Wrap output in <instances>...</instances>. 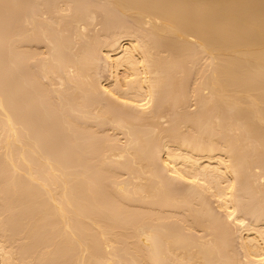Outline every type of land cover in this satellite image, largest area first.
<instances>
[{"label":"bare ground","instance_id":"1","mask_svg":"<svg viewBox=\"0 0 264 264\" xmlns=\"http://www.w3.org/2000/svg\"><path fill=\"white\" fill-rule=\"evenodd\" d=\"M19 1L21 2V0ZM41 1L45 3V5H49V9L48 7H46L47 11H45L46 9H44V12L42 11L43 12L42 14H44L46 18L43 19L44 21L41 20L43 21V23H41L42 26L41 28L43 31L42 30L39 31V32L42 31L43 33L44 31H46V33L44 34L42 32L40 33V35L43 34L45 36L46 41L44 40L45 42L44 47L45 46L47 47L50 44L49 47L51 49L48 50H51V54L48 53V55L50 56L49 58L48 55L46 57L49 59L48 64L46 65L42 64L44 66H42V68L40 67L41 69L40 77L36 76L37 77L36 78L34 77V74L33 76H31V74L29 75L28 73L27 75L24 72L25 70H27L26 65L24 64L26 61L32 59L33 55H31V53H28L29 55L28 56L26 54L27 52L26 50H25L26 52L24 50H23L24 52L20 51L21 53L19 55V58L17 57L18 61L16 63L17 67H19L18 87H17L19 91L17 105L19 103V106L18 107L15 106L16 108L14 107L15 111L14 110L12 111L11 110L12 108L10 109L8 107L9 103H7V101L9 98L8 99L6 98L7 99L6 101L5 96H2V94H0V152L3 154V157L1 158H3V160L5 161L4 163H7L8 167L11 168L10 170H12L11 172L15 177L23 176V178L28 179L29 181L28 185L37 183L35 185H37L41 189V190L39 189L40 191H43L42 193H44V195L42 194V197L43 198L45 197L44 203L46 208L44 206V210L41 209L42 211L41 212L40 210H38V207L37 208L34 207L36 206L35 199L33 200L34 202L33 205H32L33 202L31 201L29 202L30 205H28L29 203L25 204V202L29 201L30 199L29 197H31L30 196L31 194L30 191H27V193L29 192V194L26 193L25 196L23 197L26 190L24 193L22 192L23 195L20 194L21 188L19 187H21L22 183L20 184L18 182H15L16 180L15 179V180H11V182H9L8 185L6 186L7 189H12L14 192V195H12V199L13 196L14 198H18L17 200L15 199L14 201H12L11 207H14L16 205L15 208L16 207L19 208L20 206L21 209V210L19 209L20 214L21 212L26 211L25 218L26 217L27 219L29 218L28 221L30 224L27 225L29 227L25 231V233L21 234L22 238L24 241L28 240L29 242L30 240L29 237H31L29 235H31L30 233L32 232L30 231V229L33 230L34 232L35 231L34 229H37L36 228L37 225L41 223L43 219L45 220L47 216L49 217L50 220L47 219L48 229L46 228V232L49 233L46 235L51 237L50 231L54 232L53 230H57L55 233L59 236L58 239L54 240L55 242L54 241L51 243L48 242L49 245L47 243L45 245L44 243L43 245L44 250L42 248V245H39L40 246L39 252L37 248L35 249L37 254L35 252L36 260L34 259L35 262L34 264H46L45 262L47 259H43V256L45 255L48 259L50 258H52L53 260L55 259V262L57 261L56 263L58 264H62L63 261L65 263L66 261L64 260V256L68 257L67 255L69 251L68 249H72L71 252H73L74 250H77L78 252L75 254L77 257L72 256L75 259V260L72 259V262L73 263L75 262L74 264H232L234 260L233 256L228 257L226 253V251H229L228 247L227 246H226L227 248L221 247L222 246L221 241L222 239L227 240L226 237L220 238L221 241H219V239H214V237L212 239H209L208 237H211L210 234L212 233L208 232L206 234L208 235V237H206V235L203 236L206 238L203 239L204 241L202 239L199 240V238H194L195 236H198L199 230L200 232L202 230L203 233H205L204 230L207 229L209 225L211 226L212 224H214L212 223L213 222L212 220L214 218L213 215L214 213H212L213 210H211V208L209 209V207H211L209 206L210 204L209 199H213V203L215 204L216 209L218 211L223 212L226 218L230 219L232 224L236 226L238 225L240 228L239 230L237 229L239 231L237 232L238 235L236 234L237 237L235 236L236 232L234 233V235L230 234V232L229 234L235 236L238 241L237 243L238 245L237 244L236 245L241 252L239 250L238 251L242 254L241 264H264V228H263L264 226L263 227L259 226L260 225L258 223L259 220L256 223L257 218L259 219L264 216V210L261 209L262 207H264V205H261L264 200L261 202L257 198L259 197L264 199V192L262 193L263 191L262 188L264 189L263 187L264 184L261 185L260 183H257L259 177L258 178L255 177L259 175L258 173H256V175L255 174L253 175V172L250 169L253 166L250 165L249 162L250 160L247 161V159H249L250 156H247L248 154H245L244 156V154L241 152L242 150L240 147L241 145L240 143H242L243 140L248 142V139H250L249 137H251L250 134L252 132H249L250 134L248 135L247 132L250 131L252 127L254 128V131L256 128L259 129L260 126L264 127V0H106L107 3L103 2V0H97L100 2V4L103 2L102 4L105 5L106 3L107 5V6L105 5L106 10L107 8H109V10L110 9L113 10L114 14L116 13V15L119 13V15L127 16L129 19L131 18L132 20L130 21H133V24L131 23L130 24L134 25L132 27L133 28L132 33L128 32L129 31L128 28L125 30V28L123 27L124 25L119 27V32L117 30L118 27L113 26V28L116 27L115 29L117 32L113 30H112L113 32H109L111 34L109 35L111 38L108 36L109 39L108 38L107 39L109 40V42L106 41L107 44L104 46L103 49L99 50L98 46H95L97 47L98 52H95L97 51L96 49L95 51H93V49L90 50L89 49L90 47L88 46H90L91 44L89 42L87 46L85 45L86 47L84 48L79 47L80 49L84 50V52L82 51L79 53L73 52V50L77 51V49H74V47L79 46L80 45L79 42L78 43L74 42L76 44L75 45L74 43H72L73 41L71 42V40H74V37L76 39L80 37L85 31V27L91 24V21L95 16V14L94 16H92L93 15L92 12H89V14L91 13V16H87L88 14L83 15L87 13V9L85 13L84 12L82 13L81 10L85 11L84 8L86 7L88 8V6H85L84 4L85 0L84 1L63 0L62 3L65 4L62 5L60 2L61 7H59L60 5L58 4L59 3L58 0H48L49 3L47 2V0L46 1L40 0L37 1V5ZM91 1L92 0H90V3L92 4ZM70 2H72V4ZM75 2H77L78 4L81 3L79 5L84 4L82 6L83 8L82 7L78 8L79 5ZM67 5L70 7H68ZM64 7H66L65 9L68 12V14L67 13L64 14L65 13V9H63ZM92 11H94V8L92 9ZM115 17L116 16H113V18ZM27 18L28 16L25 15L21 16L22 27L20 26L21 30L19 31V36H18V39L20 40L18 42L19 44L18 47H20L21 45L20 49H23L25 46V44L23 46L21 43L23 42L26 43V38H25L26 35L24 29H26L29 22L28 20H26ZM100 18H103V16L102 17L100 16ZM64 20L66 21L64 22ZM104 20L105 18L103 19V21ZM109 20L108 22H110ZM124 20H126V18L125 19L123 18V21ZM26 21H27V25L25 24L24 26L23 24ZM113 21L114 19L111 21L112 24L115 23V21L114 22ZM119 22L121 21L119 20ZM31 23L33 22H30V24ZM143 25H146V28H143L142 27ZM33 26L31 28H33ZM78 26H82L84 29ZM29 27L30 26H28V28ZM37 27L39 28V26ZM122 27L124 28L125 31L122 29ZM110 28L112 27L110 26ZM80 29L82 30V32ZM33 30L34 29H31V32ZM68 30L71 31L69 32V34L71 33L70 35L67 34L69 38L67 36L66 37L63 36L65 34V31L67 32ZM108 31L109 30L105 32ZM87 32H85L86 33L85 35H87ZM105 32L103 31V33ZM114 32H116L117 34ZM96 33H98V31ZM43 35L41 36L42 38H44ZM85 35H82L80 37L81 41L82 39H84V41L86 40L83 37ZM37 36L38 35H36V37ZM33 37H35V35ZM30 40L32 41L31 38L29 39V41ZM33 41L35 42V40ZM46 42L49 44L45 45ZM192 45H195V47ZM85 48L87 49L85 50ZM33 50H34V46H33ZM94 52L96 54H94ZM197 53L207 60V62L205 60L206 62L205 65L208 64L207 65L208 67L206 66L208 69L204 68L205 74L202 72L204 75L202 76L203 78H201L202 81L204 82L203 83L201 82L200 83L201 85L198 84L199 86H201V87L198 86L201 91L197 90L198 88L197 86H195L197 88L196 89L194 87L195 90H197L196 95H193V97L191 98L195 97V99H197L198 95H202L201 92L204 91L209 92V93L206 92L209 97L208 98L207 96L204 97L205 99H207L206 102L204 101L205 99L203 97L202 100L204 102H201L200 100H199L200 102L195 101L196 104L197 102L199 103V106L197 107L200 108L204 107L203 111L205 109L204 113H202L203 111L200 110L201 111L200 112L201 114H199L201 115L200 118L205 117L206 115H207L206 116L207 119L211 118L209 117L208 113L210 114L212 112V110L210 109L212 103L210 104L208 102L213 101L214 104L215 103L217 105L219 104L218 106L214 104H213L214 107L212 106L213 112L211 115H213L212 117L213 119L211 118V120L213 122L215 121L214 122L215 127L214 126L212 127L210 125V124L213 125V122L211 120L209 121V119L208 121L210 123L207 121L206 118H203V120L204 119L206 120L204 122L202 119H200V121L191 119L190 122L192 123L193 121L195 122L198 121V124L196 123L198 127L197 129H199V127L202 124L204 125V126L202 125L203 127L201 126L202 129L200 128L201 132L196 133L195 128L193 131L192 125L188 126L189 128L187 129L183 127L184 129H186V132L187 131L188 132L187 133L180 132V135L182 134L184 136H181L182 138H179L180 135L179 136L177 134L175 135V133H178L177 130L172 132L173 128L171 126L170 132H172L176 137L170 140V138L173 137V134L168 132V134L172 135V137H169L170 135H168L166 131L165 132L166 137H169V139H167L169 141H163L166 138H164L165 135L163 136V133L161 132L162 128L160 129V132L158 131V133L156 132L157 128L154 130L151 129L152 131L155 132L156 135H154L153 134L154 132L152 133V131L149 130L147 131L146 128L143 131H139V130L135 131V129L132 130V128L130 129V127L133 125L132 124L133 122L132 121H131L132 123L130 122L132 125H130L129 127L127 124L129 122L128 120H134L135 118H137L135 120H138L140 118V117L139 118L135 117L130 113L129 116L128 114L125 116L126 117L125 119H122L123 117H121L118 119L111 120L112 121L111 123L115 127H111V126L110 127L115 128L116 130L113 129L114 131H117V129H120L122 131L124 130L125 132L124 136H126V140L122 141L124 138L123 137L121 140L122 142L117 141V143H115L116 138L114 139L115 142H113L114 135L113 134L111 135L110 133L109 134L112 137V139L111 137L109 138L105 137L104 134L102 135V137L104 138L100 139L97 132L95 133L97 135H92V134L87 135V133L85 134L83 132L84 135L82 136L85 135L87 136L85 138L84 137L80 138L81 135L79 134L80 135L79 136L78 133L82 132L80 131L81 129H78L79 132L78 130L75 131V129H73L75 127L78 128V126L79 127L82 126L84 124L83 119L85 118H87V120L85 121H88L90 117L91 118L95 117L98 120L99 118H103L102 120H104L106 119L105 117H107L108 119V114L110 112L108 107H110L111 105H112L111 107L113 108L118 107L117 109L119 110L124 109V111L127 110L126 112L130 111L134 113L135 111L141 113V111L144 112L145 110L148 109L149 110L148 113L152 114V112L154 111L151 110L156 109L153 106V103L157 102L156 100H158L159 98L161 100L163 98L162 102L159 100L162 104L164 103L163 102L164 98H165V102L168 101L167 100L168 97L170 100L171 93L169 91L176 84H178L177 82L174 81H179L178 76L181 75V74L179 75V73H182L184 71V70L182 72L180 71L182 68L181 64L184 63L183 65L184 69L187 67V64L188 66H190L189 69L195 67L193 65H194V61L197 60L195 58L197 57L196 56ZM43 56L41 58H43ZM91 61L94 62L96 61L97 63H103L105 65L108 72L107 75L110 79L109 82L107 83L97 82L96 85L94 86L92 85V83L89 81L90 79L88 73L90 69V68L88 69V66L91 63ZM199 62H201L200 59ZM93 64L94 63L92 62V65ZM24 66H25V70H23ZM172 66L178 68V70L176 68V70L178 71L177 74L178 79L174 78L176 74H172L174 72V71L172 72L171 70ZM179 66H181V68ZM101 67L102 66H100V68ZM15 70H17V68ZM199 72H201V70ZM182 77L184 76L182 75ZM184 78L182 79L184 80ZM188 78L190 79V77ZM52 79H56L61 86L62 84H64L63 81L65 79V82L70 85V86L68 85L69 89L72 91L70 93L72 96V101L70 102L67 101V103L66 102L63 103V101L61 100L62 96H59L60 98L56 97L58 98V101L55 99L57 101V105L55 104L56 112H58L56 116L53 113L55 111H52L55 110V108L51 109L52 107L50 108L49 105H48V109L46 106L42 107L48 102L47 99L48 95L46 93L48 90L50 92L52 86L50 88L49 87L50 84L48 85L49 89L45 91L46 93L43 91L44 89H42V87H41L42 90L38 88L40 89V91H42L41 92L42 94L36 93L37 87H35L36 89L35 91L33 90L34 83L37 82L40 83L43 82V80L47 82V80H52ZM169 80H171L172 82H170ZM43 83L45 84V82ZM184 85L185 84H183L182 88L179 89L180 91L178 90V88H177L178 92L174 90L175 95H178L179 92L180 94H182L183 91L181 90L184 89L183 88ZM191 86L192 85H190V87ZM17 88H15V90H17ZM67 88L65 89L67 90ZM53 89H51V91ZM165 89L166 92L168 89L169 92V94H167V96L169 95L168 97L164 93ZM53 93H55V91ZM161 93H163L167 97V99L165 96L161 98L160 95ZM206 93L204 95H206ZM77 94H81L82 96H78ZM193 94H195V91ZM76 95L77 97H82V102L77 101L79 98L76 99ZM93 95H95L96 97L97 96L101 97L102 98L101 100L104 99L105 100L104 102H106L105 105L107 106L102 107V105H100L101 108L99 109L98 106L101 101L100 99H98L99 100L98 101L99 104L97 103L98 106L95 102L96 100L95 101L92 100V105H91V101L89 98H91ZM177 98L183 101L184 97L182 98L177 96ZM200 98L201 96L198 99ZM12 99L9 100V102L13 101ZM37 101H39V104L41 105L40 108L43 109V110L40 109L41 110L40 115L42 116L41 118L44 117L47 120V122L46 120L44 119L43 120L47 124H51V125H52L51 122H53L54 120L56 121L60 120L59 121L60 123L58 122L60 125L58 126H60L61 129H63L70 137L67 140L68 143L67 141L65 142L62 141L67 145L63 146V143L61 142L62 144L61 143L60 144L62 145L61 147L62 149L60 148L61 145L59 146V149L64 151L65 153H62V151L60 150L59 151L62 154H66V155H62L63 157H60L63 159V161L65 159L64 162L62 161V159L61 161H58L53 158V157L57 158L60 155L59 152H55L56 153L55 155V153L51 150L52 149L51 147H49L50 149L48 150V143L50 142L49 138L54 133H57V130L55 129L58 127L56 128L47 127V130L43 131L44 130L43 127H45V125L47 126V124L42 121L44 123V126H42L41 125L42 122L40 125L37 124L39 122V119H37L38 122L37 120L35 121L37 115H39L40 110H38L39 112H37L36 110L38 114L35 115V111L33 110H35L36 107H33L34 108L33 110L31 108L32 106H34V104L36 105L38 104L36 103ZM94 102L96 106H93ZM12 103L9 104V106L12 105ZM154 104L156 105L157 103ZM206 104H208L209 106L208 108ZM165 105H167V103ZM91 106H93L92 108L96 107V109L98 107L99 110L97 109L98 111L94 113H90L89 109ZM238 106L244 108L243 110L244 114L241 113L242 111L241 108L233 109V111H231L232 107L236 108ZM205 107L207 109H210L211 112L208 111ZM214 108L216 109V114H214L215 111ZM159 109L156 110V112L159 111ZM238 109L239 111H237ZM234 110L236 113L234 112ZM223 111H224V115L225 113L228 115V113L231 112L232 115L231 113L229 114V116L231 115L230 116L231 118L230 117L227 118V116L225 115L226 117L225 119V117H223V113H222ZM119 112L120 111H118V114L121 113ZM237 112L241 115L243 114L242 116H244L245 112H247L249 116L245 115L246 119L244 117L243 118L241 117L242 121L240 119L239 122L238 121L236 122L234 120L237 119L235 115L238 118H240ZM13 113L16 114L13 115ZM196 113H198V111H196ZM233 113H235L234 117H232ZM52 114H54V116H52ZM202 114L204 116H202ZM79 116L80 118H82V119L79 118V120H82L81 121L83 123L82 125L81 122L80 124H78L79 122H77L79 121L77 119V117ZM113 116L115 115L113 114ZM153 117L156 118V116ZM185 117H189V115ZM248 118H250L251 120L250 119L247 120ZM96 119H93L92 121ZM151 119L153 120V118ZM197 119L199 118L197 117ZM232 119L235 122L232 123L233 121ZM248 121L249 122L252 121L254 126L251 122L252 125L250 127L249 125L250 123ZM186 122L190 123L189 121ZM100 123L101 122H99V124ZM188 123H186L185 126H187ZM234 123L236 124L233 125ZM86 124H88V122L85 123L84 125ZM88 126L86 127L87 129H89ZM232 126H234L235 128L237 127L240 130V132H242L241 131L242 128H243L242 130L246 129L247 131L246 130L244 131V133H246V135L244 134L245 135L244 137L246 138L248 136V139L246 140L244 137H241L239 135V134L242 135L243 133L237 134L238 129L236 128L237 130H235V128ZM231 127L235 132L231 130ZM150 128H155V127H153L152 125V127ZM174 128L177 129L180 127L178 126L176 128V126H174ZM260 128L262 129V127ZM168 129L170 130V128ZM230 130L232 134L229 132ZM89 131L91 130L89 129ZM259 132H261L260 129ZM259 132L258 134H256L257 136L260 135ZM233 133L236 134L233 135ZM255 133L256 132H253V135ZM152 134L154 135V140H156L157 142L160 140L158 143L157 142L156 144L154 143V145H153L154 140L151 141V138L153 137ZM230 135H232V137ZM237 135L240 138L239 140L242 141L237 140L238 139L236 138ZM233 136H235L236 139ZM227 137H228V141H227ZM229 137H231L232 139ZM252 137H251L252 141L251 140L250 141H251V145L253 142L254 145H252V148H250L251 153L254 147L257 144H258L257 146H259L260 144L258 138L255 139L254 141ZM230 139L234 141L233 145ZM79 141H81V143H79L78 145ZM46 142H47L46 146L42 145ZM262 145L264 146V144ZM78 146L81 149L80 148L78 149ZM259 147H255V148L258 150ZM55 148H58V146H55ZM236 148L241 154L236 151ZM75 149L76 152L80 151L79 154H76L74 152ZM256 149L254 150L257 152ZM259 149L262 150L261 148ZM233 152L235 154H233ZM251 153L250 155H253V153L252 154ZM85 154L86 155L88 154V159L83 164L84 158L87 157L84 156ZM230 154H231L230 159L232 160H230L229 158L226 159L227 157H229ZM82 155L84 156L82 158L83 160H81ZM64 156L66 158H64ZM236 157L239 158L236 159ZM259 157L260 156H257V159ZM252 158L256 159L255 157ZM80 161L81 162L83 161L82 162L83 166L80 165L81 164ZM246 161L249 163L247 164ZM256 164H260V162ZM76 165L78 166V168ZM257 166H255V168ZM245 167H247V169ZM261 167L257 169H261ZM262 174L264 175V172ZM161 178H164L165 181L163 182L162 181L163 179L161 180ZM173 184H179L177 187L179 188V190L181 189L179 186L182 187L181 189L182 193L178 191L180 193L178 194L176 192V189H173L174 188L172 187L174 186ZM258 184H260L261 186ZM6 187L4 185V189H6ZM17 187L18 189H16ZM235 187L239 189L234 190ZM15 190L17 191L19 190V195H17L18 192ZM233 190L236 191V193L235 192L233 193ZM241 191H243L244 193ZM257 193L261 196H258ZM35 194L36 193L33 192V195ZM233 194H235L234 195L235 197L233 196ZM237 194H239V197L240 194H242L243 197L242 196L241 197L243 199H245L246 197L248 198L251 197V198L245 201L242 198H238ZM15 195L17 196L15 197ZM40 196L38 197L34 196V197L36 199H41L39 198ZM204 197L205 199L207 198L208 202L207 200L204 199ZM1 198L2 197H0L1 200L0 203L2 202L3 199ZM236 199H238L239 202L238 200L236 202ZM240 199H242V201H244V203L247 204L245 205L247 206V208L249 207L250 200H251V204L255 202L254 204H252L253 209L257 206V208H255L256 209L255 211L256 212L258 211L259 213L257 214V218L255 219V222L252 225H247L249 223L244 224V221L242 220L243 218H241L242 217L241 213L243 214L245 213L243 211L238 210L239 212H241L239 214V212L237 211V209L240 208V204H243V202ZM23 200H25V202ZM17 201L18 204L20 205L16 204ZM21 201L24 202L23 205L25 206L22 205ZM189 205L198 207V210L196 209V207H194L196 210L193 207L191 208L195 210L196 214L197 211L198 213L200 212L198 214L199 216L193 218V220H189L188 218L190 217L187 218V216H184L185 218L184 217L182 218L181 216L177 217V215H182L184 213L186 214L190 213L191 216L195 217L194 215L195 212H193L192 214L191 212L193 210L190 207H189L190 211L189 212L187 211V207ZM37 206L40 207V205ZM258 207L259 210H257ZM24 208L26 210H23ZM29 208L33 210L34 214L33 212H31L32 210L30 211ZM132 209L144 210V213L147 212V214L145 213L146 215L144 214L139 216L140 214L138 215V213L140 212L137 211L138 212L137 215L133 214L135 210L132 211ZM35 211H37L38 213ZM164 212H167L168 214L170 212L169 215H171L172 218L173 217L178 218L176 220L177 221L179 220L180 223L174 221L175 219H172L174 221L173 223L175 224L176 222L178 225L182 224L183 227L181 225V229H180L179 228L180 225L177 226L176 224L177 226L176 228L178 229L170 230L172 229V227L174 228L173 226L174 224L171 223L172 225L170 224L166 225L167 227L168 225H170V228H168L169 229L168 230L166 229V227L162 226L165 221L163 222L160 216L161 214L163 215ZM155 213H157L156 215L158 216L160 215V216L158 218L156 217L154 218ZM23 216L24 215H22L21 217ZM164 217H165V213H164ZM179 217L181 218L179 219ZM31 218L33 219V222L31 221ZM127 218L129 219L127 220ZM21 219L24 220V217ZM181 219L183 220L181 221ZM159 220H161L163 223ZM25 221L27 220L25 219ZM45 221L44 222L42 221V224L46 223ZM167 221L165 223H167ZM51 222H53V224L51 226L50 225L48 226V223L51 224ZM220 222L221 221L219 220V224ZM122 223H126V225ZM21 224L24 226L23 223ZM219 224L218 225L217 223L214 224L216 225L214 226V228H216L217 226L220 227L221 224L220 225ZM39 226L40 225H38V227ZM125 226H127V228ZM41 227L42 226H40L38 230L41 229L44 230L45 228L44 224H43L44 228ZM49 227L51 228V230H49L50 229ZM52 228L54 229L52 230ZM58 228L60 230H58ZM212 229L213 227L211 228V230ZM216 229L214 230L216 233H218ZM218 229L221 230V228ZM1 230L2 229H0V233L3 234L2 235L0 234V263L1 264H33L32 262L33 257L31 258V256L34 255L33 253L34 250H31V246L28 247L30 248V250L28 249V251L29 252L31 251L30 252L31 254H29L28 251L22 249L24 250L22 253L27 252L28 254L24 253V255L22 254V256H18V254H21V252H18V247H14V245L12 247L9 244V243H13V239L9 240L8 238L11 237L9 235H8L9 237L5 235L4 229L2 231ZM6 232L8 231L6 230ZM194 232L197 235H195ZM224 233L227 234L226 232ZM219 234H217V236ZM229 234H227L228 238H229ZM57 235H55V238H57ZM193 235L195 236L193 237ZM200 235L201 234H199V236ZM120 236L122 237L125 236L126 238L125 237L124 238L128 240L121 243L120 240L122 239V237ZM6 237L10 241L9 243L7 239H5ZM119 237L121 238L120 240ZM216 240L218 244H221V246L215 243ZM51 244L52 245L55 244L53 248ZM47 245L49 248L47 247ZM120 246H122L121 249H119ZM13 248L16 251H14ZM24 248H27V246ZM45 248L47 249L46 251ZM60 248H62L63 250ZM50 249H53L54 254L58 256L57 260L56 257H52L54 255L51 254L53 253L52 250H51L52 252L50 253ZM229 249L231 250V248ZM118 250L119 253L122 252L121 254L126 255L125 259H123L124 256L123 257L119 256L120 254H118ZM19 251H21L20 248ZM41 251L42 253L40 254ZM232 252L230 251L228 253L232 254ZM239 252L238 254L239 256H241ZM38 253L42 257L41 256L38 257ZM59 254L61 256L60 260H58L60 257ZM52 259L48 261H51ZM51 262H52L51 264H53V261ZM49 263L50 262H48V264Z\"/></svg>","mask_w":264,"mask_h":264},{"label":"rangeland","instance_id":"2","mask_svg":"<svg viewBox=\"0 0 264 264\" xmlns=\"http://www.w3.org/2000/svg\"><path fill=\"white\" fill-rule=\"evenodd\" d=\"M32 1V2H31ZM37 1H40V0H21V2L19 1V0H0V94H2V96H5V100L7 101V99H8V101H7V103H9V104H11L12 102V105H10L9 106V104H8V107L13 111H15V108L16 107H18L19 106V103H18V105H17V102H18V95H19V91H18V74H19V67H17V61H18V58H19V55H20V51H25L26 52V54L28 55V53H31V55H33V57H32V59H30V60H28V61H26L25 62V64L24 65H26V69L27 70H25V66L23 67V70H25L24 72L27 74H31V76H33V74H34V77H40L41 76V69H40V67L42 68V66H44V65H42V64H48V61H49V56L50 55H48V53L49 54H51V50H48V49H51L49 46H50V44L49 43H47L46 42V44L45 45H48L47 47L45 46L44 47V40H45V36L43 35L44 33H46V31H44V33L42 32L43 30H42V26H41V23H43V19H45L46 17H45V15L44 14H42L43 12H44V9H46L45 11H47V8L46 7H48V9H49V5H45V3H43L42 1L41 2H39V4L37 5ZM43 1H46V0H43ZM65 1V0H64ZM69 1H71V0H69ZM75 1V0H74ZM77 1V0H76ZM84 1V0H83ZM89 1V2H88ZM94 1H97V0H92L91 2H92V4L90 3V0H85L84 1V4H85V6H88V8L86 7V8H84L85 9V11L84 10H81L82 11V13L84 12H86V9H87V13H85V14H83V15H87V16H91V13L89 14V12H92L93 13V15L92 16H94V14H95V16L93 17V22L91 21V24H89L88 26H90V27H85V31H84V33L82 34V35H85L86 33L85 32H87V30H88V32H87V35H85V36H83L86 40L84 41V39H82V41H81V36L80 37H78L77 39L74 37V40H71V42L72 43H78L79 42V46H75L74 47V49H77V51H75V50H73V52L74 53H79V52H84V50H82V49H80L79 47H86L87 46V44H89V42H90V46H88V47H90L89 49L91 50V49H93V51H95V49L97 50V51H95V52H98V49H97V47H95V46H98V48H99V50L100 49H103L104 48V46L107 44L106 43V41H108L109 42V35H111L109 32H113V31H116V27H118L117 28V30H118V32H119V27L120 26H122V25H124L123 27L125 28V30L128 28V32L129 33H132V27L134 26V25H131V24H133V21H130V20H132L131 18L129 19L127 16H123V15H119V13L116 15V13L114 14V11L113 10H109V8H107V10L105 9L106 7H105V5H106V0L104 1L103 0V2H106L105 3V5L104 4H100V2L99 1H97V2H94ZM47 2L49 3V1L47 0ZM56 2V1H55ZM59 2V3H58ZM58 4L60 5V2H61V4L63 5V4H65V3H62L63 2V0H58ZM73 2V1H72ZM72 2H70L71 4H72ZM79 2V1H78ZM82 2V1H81ZM87 2H88V4H87ZM33 3V4H32ZM41 3H43V4H41ZM75 3H77V2H75ZM83 3V2H82ZM90 3V4H89ZM23 5V7H22V5ZM78 4V3H77ZM79 4H81V3H79ZM78 4V5H79ZM83 4V5H84ZM100 4V5H99ZM30 5V6H29ZM34 7V9H33V7ZM51 5V4H50ZM57 5V4H56ZM58 5V6H59ZM83 5H79L78 6V8L79 7H82ZM97 5H99V6H97ZM28 6V7H27ZM43 6V7H42ZM68 6V5H67ZM66 6V7H67ZM71 6H73V5H71ZM94 6V7H93ZM102 6V7H101ZM104 6V7H103ZM107 6V5H106ZM20 7V8H19ZM39 7V8H38ZM51 7V6H50ZM59 7H61V5L59 6ZM63 7V6H62ZM66 7H64L63 9H65ZM68 7H70V6H68ZM109 7V6H108ZM30 8V9H29ZM83 8V7H82ZM94 8V11H92V9ZM100 8V9H99ZM111 8V7H110ZM19 9V10H18ZM23 9H24V11H23ZM29 9V10H28ZM40 9H42V10H40ZM68 9V8H67ZM20 10H22V11H20ZM38 10V11H37ZM34 11V12H33ZM43 11V12H42ZM49 11V10H48ZM81 11H80V13H81ZM96 11H99V12H96ZM103 11V12H102ZM107 11H108V13H107ZM29 12V13H28ZM38 12V13H37ZM33 13H35V14H33ZM68 14V12L66 11V9H65V13L64 14ZM102 13H103V15H102ZM107 13V14H106ZM110 13H112V14H110ZM21 14V15H20ZM38 16H37V15ZM40 14V15H39ZM101 14V15H100ZM22 15H25V16H28V18L26 19V20H28L29 22H28V25H27V21L23 24L24 26H25V24L27 25V27H26V29H24L25 30V35L27 36L28 34V36L26 37L25 36V38H26V43L25 42H23V43H21L23 46H24V44H25V46H24V48H23V46H22V48L23 49H20V47H21V45H20V47H18L19 46V44H18V42L20 41L19 39H18V36H19V31L21 30L20 28L22 27V23H21V16ZM102 17L103 16V18H100V16ZM106 15V16H105ZM108 15V16H107ZM111 15V16H110ZM36 16V17H35ZM42 18H41V17ZM99 16V17H98ZM113 16H118L117 18L115 17V18H113ZM121 16V17H120ZM110 17V18H109ZM120 17V18H119ZM39 18H40V20H39ZM96 18V19H95ZM105 18V20L103 21V19ZM108 18V19H107ZM123 18L125 19L126 18V20H124L125 21V23H124V21H123ZM127 18H128V20H127ZM32 19V20H31ZM88 19V18H87ZM106 19H107V21H106ZM110 19V20H109ZM114 19V21H115V23H113L112 24V20ZM34 20V21H33ZM41 20H43V21H41ZM86 20V19H85ZM101 20V21H100ZM108 20L110 21V22H108ZM119 20L121 21V22H119ZM41 21V22H40ZM66 20H64V22H65ZM95 21V22H94ZM97 21V22H96ZM103 21V22H102ZM113 21V22H114ZM30 22H33V23H31L30 24ZM98 23V24H97ZM103 23V24H102ZM128 23H129V25H128ZM131 23V24H130ZM30 24V25H29ZM39 24V25H38ZM106 24V25H105ZM111 24V25H110ZM117 24H118V26H117ZM34 25V26H33ZM109 25V26H108ZM21 26V27H20ZM23 26V27H24ZM28 26H30L29 28H28ZM33 26V28H31ZM36 26V27H35ZM37 26H39V28L37 27ZM72 26V25H71ZM110 26L112 27V28H110ZM113 26H116V27H114L113 28ZM145 26V27H144ZM76 27H77V25H76ZM78 27H82V26H78ZM122 27V29L124 30V28ZM143 28H146V25H143L142 26ZM41 28V29H40ZM83 28V27H82ZM87 28V29H86ZM105 30H104V29ZM31 29H34L32 32H31ZM39 29V30H38ZM84 29V28H83ZM110 29H111V31H110ZM115 29V30H114ZM40 30H42L41 32L43 33V34H41L40 35V33L41 32H39ZM81 30V29H80ZM107 30H109L108 32H105V31H107ZM113 30V31H112ZM124 30V31H125ZM27 31V32H26ZM29 31V32H28ZM98 31V33H96ZM103 31L105 32V33H103ZM121 31V30H120ZM134 31V30H133ZM31 32V33H30ZM38 32V33H37ZM69 32H71L70 30H68L67 32L65 31V34L63 35V36H67V34L68 35H70L69 34ZM79 32V31H78ZM81 32H82V30H81ZM117 32V31H116ZM116 32H114V33H116ZM5 33V34H4ZM94 33V34H93ZM114 33H113V35H114ZM31 34V35H30ZM32 34H34L35 35V37H36V35H38L37 37H36V39H35V37H33L34 35H32ZM91 34V35H90ZM99 34V35H98ZM117 34V33H116ZM44 36V38H42L41 36ZM46 35V34H45ZM90 35V36H89ZM101 35V36H100ZM104 35V36H103ZM16 36V37H15ZM31 36V37H30ZM87 36H89V37H87ZM97 36V37H96ZM107 36V37H106ZM109 36V37H108ZM68 37V36H67ZM101 37V38H100ZM104 37V38H103ZM4 38V39H3ZM28 38V39H27ZM32 39V41L33 40H35V42L33 41H29V39ZM69 38V37H68ZM88 38V39H87ZM96 38V39H95ZM103 38V39H102ZM108 38V39H107ZM111 38V37H110ZM95 39V40H94ZM15 40V41H14ZM17 40V41H16ZM78 40V41H77ZM91 40H93V41H91ZM46 41V40H45ZM191 41V40H190ZM29 42V43H28ZM38 42V43H37ZM81 42V43H80ZM29 44V46H28V44ZM74 43V44H75ZM104 43V44H103ZM193 43V42H192ZM36 44V45H35ZM98 44V45H97ZM76 45V44H75ZM78 45V44H77ZM86 45V46H85ZM103 45V46H102ZM27 46V47H26ZM33 46H34V50H33ZM192 46H194L195 47V45H192ZM30 47V48H29ZM32 47V48H31ZM95 47V48H94ZM102 47V48H101ZM39 48V49H38ZM193 48V47H192ZM46 51H45V50ZM87 48H85V50H86ZM23 51V52H24ZM33 51V52H32ZM37 51V52H36ZM45 51V52H44ZM48 51H50V52H48ZM18 54H17V53ZM40 54H39V53ZM94 52V54H96ZM7 53H10V54H7ZM35 55H34V54ZM39 54V55H38ZM44 56H43V55ZM5 55V56H4ZM47 55H48V58H46L47 57ZM200 54H198L197 53V57H195L197 60H195L194 61V65L193 66H195V67H193V68H190V69H192V70H190L189 69V67L190 66H188V64H187V67L184 69L183 67V65H184V63L183 64H181V66H182V68H181V66H179L180 68H181V72L182 73H179V75L180 76H178V78H179V81H174V82H177L178 84H176L173 88H171L170 89V93H171V96H170V100H171V102H170V100H169V95L167 96V94H169V92H168V89H167V92H166V89H165V91H164V93H165V95L168 97V99H167V97L163 94V93H161L160 95H161V98L163 97V96H165L166 97V99L168 100L167 102H165V98H164V105L167 103V105H163L161 102H162V100H163V98L160 100V95H159V99L158 100H156L157 102H154V103H157L156 105L153 103V106H154V108H156V109H153V110H151V111H154V112H152V114H150V113H148V109L147 110H145L144 112H142L141 111V113L140 112H136L135 111V113L134 112H130V111H128V112H126L127 110H125L124 111V109H117L118 107H108V109H109V114H108V119H107V117H105L106 119H104V120H102L103 118H99V120L98 119H96L95 117H93V118H91L90 117V119H88V121H85V120H87V118H85V119H83V123L85 124V123H87L88 122V124H86V125H84L81 121L82 120H79V118H80V116L79 117H77V119L79 120V121H77V119H76V121L77 122H79L78 124H80V122H81V125L82 126H78V128H73V129H75V131H77L78 129H81L80 131H82V132H79V130H78V135L80 134L81 135V137L80 138H82V137H86L87 135H99V138L100 139H102V138H104V137H102V135L104 134V136L105 137H111L110 136V134L112 135H114V138H113V142H115V138H116V142L115 143H117V141L119 142V141H121L122 140V138H123V140L122 141H125L126 140V136H124L125 135V132H124V130L122 131V130H120V129H117V131H114V130H116L115 128H111V127H115V126H113V124L111 123L112 121L111 120H113V119H118V118H121V117H123L122 119H125L126 117V115L128 114V116H129V114L131 113L133 116H135V117H140L138 120H135V119H137V118H135L134 120H128L129 122L127 123L128 124V126L130 127V125H132L131 127H130V129L132 128V130H134L135 129V131H143L145 128H146V130L148 131H152L151 129H156V132L158 133V131L160 132V129H161V132L163 133V136L165 135V137L164 138H166V139H164L163 141H169V140H167V139H169V137H172V135H170V134H168V132L169 133H171V134H173L172 132H174V131H176L177 130V132L179 133H175V135L177 134L178 136L180 135V132H182V133H185L186 132V129L187 128H189L188 126H193V131H194V128H195V132L196 133H199V132H201L200 131V128L202 129V127L204 126L203 124H202V121H201V124L203 125H201L200 123V125L202 126H200L199 127V129H197L198 127H197V124H198V121H200V119H202L203 120V118H206L207 119V115L205 116V117H201L200 118V116L201 115H199V114H201L200 112V110H202L203 111V108H200V107H197V106H199V103L198 102H206L207 101V99H205L204 97L205 96H207V98L209 97L208 96V94L207 93H209L208 91H204V92H201V94L202 95H198V97H197V99L201 96V98L200 99H195V97L194 98H191V97H193V95H196V91L197 90H199V91H201L200 90V88L199 87H201V86H199L198 84H200L201 82L203 83L204 81H202V79L201 78H203L202 76L205 74L204 72H205V69L204 68H207L208 66V64H206L205 65V63L207 62V60L204 58V57H202L201 55L199 56ZM3 56V57H2ZM8 56V57H7ZM13 56V57H12ZM29 56V55H28ZM35 56V57H34ZM43 56V58H41ZM198 56H199V58H198ZM18 57V58H17ZM202 57V58H201ZM8 58V59H7ZM48 59V60H46V59ZM204 58V59H203ZM12 59V60H11ZM46 61H45V60ZM199 59H200V61L201 62H199ZM34 60H35V62H34ZM41 60V61H40ZM205 60H206V62H205ZM30 61V62H29ZM45 61V62H44ZM203 61V62H202ZM4 62V63H3ZM6 62H8V63H6ZM12 62V63H11ZM15 62V63H14ZM47 62V63H46ZM92 62L94 63L93 65H92ZM96 62V61H95ZM94 61H91V63L89 64V66H88V69H89V81L92 83V85L94 86V85H96V83L97 82H104V83H107V82H109L110 81V79H109V77H108V72H107V68L105 67V65L103 64V63H95ZM198 62V63H197ZM29 63H31V64H29ZM10 64H12V65H10ZM5 65V66H4ZM7 65V66H6ZM29 67H28V66ZM38 65V66H37ZM192 65V64H191ZM204 65H205V67H204ZM2 66V67H1ZM12 66H14V67H12ZM33 66H34V68H33ZM100 66H102L101 68H100ZM185 66H186V64H185ZM199 66H202V67H199ZM207 66V67H206ZM39 67V68H38ZM197 67V68H196ZM17 68V70H15ZM36 68H38V69H36ZM176 68L177 67H174V66H172V68H171V70H172V72L174 71V72H176V73H172V74H176L175 76H174V78H177V74H178V68H177V70H176ZM13 69H14V71H13ZM29 69H31V70H29ZM195 69V70H194ZM208 69V68H207ZM206 69V70H207ZM30 71V73H29V71ZM40 70V71H39ZM170 70V69H169ZM197 70H198V73H197ZM201 70V72H199ZM16 71V72H15ZM96 73H95V72ZM179 71V72H180ZM186 71V72H185ZM191 71V72H190ZM196 71V72H195ZM208 71V70H207ZM33 72V73H32ZM39 72V73H38ZM92 72V73H91ZM104 72V73H103ZM106 72V73H105ZM204 74H203V73ZM36 73H37V75H36ZM91 73V74H90ZM193 73V74H192ZM196 73H197V75H196ZM15 74V75H14ZM27 74V75H28ZM187 74V75H186ZM182 75L185 77V78H187V79H185L184 77H182ZM196 75V76H195ZM173 76V75H172ZM190 77V79L188 78V77ZM11 77V78H10ZM36 77V78H37ZM102 77V78H101ZM108 79H107V78ZM14 78V79H13ZM17 78V79H16ZM104 78V79H103ZM106 78V79H105ZM177 78V79H178ZM182 78H184V80L182 79ZM197 78H198V80H197ZM11 79V80H10ZM102 79V80H101ZM100 80V81H99ZM105 80V81H104ZM188 80V81H187ZM194 80H195V83H194ZM204 80V79H203ZM11 81V82H10ZM52 81V82H51ZM55 81V82H54ZM170 82H172L171 80H169ZM168 81V82H169ZM43 82H45V84H46V86H45V84L43 83ZM43 82H37V83H39V84H37V83H34V86H33V90L35 91L36 89H37V91H36V93L38 94V93H40V94H42L41 92L42 91H40V89H41V87H42V89H44L43 91L45 92V91H47V89H49V87L51 88V86H52V88L51 89H53L54 87V91H55V93H53L54 91L52 90L51 91V89H50V92H49V90L47 91V95H48V97H47V99H48V102L44 105V106H42V107H47V109H48V105H49V107L51 108V109H54L55 108V110H52V111H55V112H53L54 114H55V116L58 114V112H56V106H55V104L57 105V101H58V98H56V97H59V96H62V101H63V103H67V101L68 102H70V101H72V96H71V90L69 89V84L68 83H66L65 82V79H64V84H62V86L57 82V80L56 79H52V80H47V82L45 81V80H43ZM50 82V83H49ZM167 82V83H168ZM169 82V83H170ZM186 82V83H185ZM193 82V83H192ZM199 82V83H198ZM16 83H17V85H16ZM185 84L184 86H183V88L185 89H182L181 91H183L182 92V94H180V92L178 93V95H175V91L174 90H176L177 91V88H178V90L179 89H181L182 88V85L183 84ZM36 84V85H35ZM44 84V85H43ZM50 84V85H49ZM189 84V85H188ZM4 85V86H3ZM48 85H49V87H48ZM57 87H56V86ZM64 85H66V86H64ZM69 85V86H68ZM190 85H192L191 87H190ZM201 85V84H200ZM62 88H67V86H68V88H67V90L64 88V89H62ZM64 86V87H63ZM188 86V87H187ZM195 86H197V88L195 87ZM199 86V87H198ZM3 89H2V88ZM35 87H37L36 89H35ZM46 87V88H45ZM168 87V86H167ZM187 87V88H186ZM193 87V88H192ZM197 89V90H195V88ZM15 88H17V90H15ZM38 88H40V89H38ZM60 88H61V91H60ZM41 89V90H42ZM58 89H59V91H58ZM194 89V90H193ZM3 90H5V91H3ZM56 90H57V92H59V93H57L56 92ZM62 90H64V91H62ZM70 90V91H69ZM40 91V92H39ZM180 91V90H179ZM190 91V92H189ZM194 91H195V94H193L194 93ZM198 91V92H199ZM43 92V93H44ZM48 92H49V94H48ZM52 92V93H51ZM62 92V93H61ZM178 92V91H177ZM184 92H186V93H184ZM207 92V93H206ZM5 93V94H4ZM57 93V94H56ZM67 93V94H66ZM189 93V94H188ZM200 93V92H199ZM206 93V95H204ZM4 94V95H3ZM14 94V95H13ZM16 94V95H15ZM63 94H64V96H63ZM163 94V95H162ZM8 95V96H7ZM52 95V96H51ZM70 95V96H69ZM78 96H82L81 94H77ZM77 95H76V99L77 98H79V99H81V100H77V101H80V102H82V97H77ZM175 95V96H174ZM51 96V97H50ZM95 98H94V97ZM91 98H89L90 99V101H91V105H92V100L93 101H95L96 102V104L98 103V99H102L101 97H99V96H95V95H93ZM177 96H179V97H184L183 98V101L181 100V99H179V98H177ZM13 99H12V98ZM99 97V98H98ZM202 97L205 99L204 101L202 100ZM7 98V99H6ZM60 98V97H59ZM70 98V99H69ZM173 98V99H172ZM186 98H187V101H186ZM188 98H189V100H188ZM13 100V101H10L9 102V100ZM50 99V100H49ZM53 99V100H52ZM57 101H56V100ZM68 99V100H67ZM66 100V101H65ZM161 102H160V101ZM179 100V101H178ZM200 100V101H199ZM209 100V99H208ZM15 101V102H14ZM54 101V102H53ZM105 100L103 99V100H101L100 101V104H99V106H98V104H97V106L99 107V109L101 108V106L100 105H102V107H106L107 105H105V103L106 102H104ZM160 103H159V102ZM177 101V102H176ZM181 101H182V103H181ZM194 101V102H193ZM195 101H198L197 102V104H196V102ZM211 101V100H210ZM56 102V103H55ZM95 102L93 103L94 105L93 106H96V104H95ZM216 102V101H215ZM36 103H38L39 104V101H37ZM77 103H79V102H77ZM102 103H104V104H102ZM177 103V104H176ZM184 103V104H183ZM208 103H212V106H213V104H214V102L213 101H211V102H208ZM36 105V104H34V106H32V110L34 109L33 107H36L35 108V110H33V111H35V115L36 114H38L37 112H39L38 110H43L42 108H40L41 107V105L39 106V105ZM200 104H202V103H200ZM209 104V105H210ZM7 105V104H6ZM159 105H160V107H159ZM175 105V106H174ZM181 105V106H180ZM196 105V106H195ZM207 105V108L209 107L208 106V104H206ZM214 105H217L216 103L214 104ZM219 105V104H218ZM217 105V106H218ZM16 106V107H15ZM93 106H91L90 107V109H89V112L90 113H94V112H96V111H98L99 109H98V107H97V109H96V107H94V108H92ZM114 106V105H113ZM153 106H152V108H153ZM156 106V107H155ZM158 106V107H157ZM162 106V107H161ZM168 106V107H167ZM171 106V107H170ZM177 106V107H176ZM203 106V105H202ZM212 106H210L211 108V110H212V112H213V109H212ZM15 107V108H14ZM58 107V106H57ZM166 107V108H165ZM214 107V106H213ZM92 108V109H91ZM160 108V109H159ZM200 108V109H199ZM206 108V107H205ZM206 108V109H207ZM237 108H241V113H243V110H244V108L243 107H236V108H233L232 107V110L231 111H233V109H237ZM94 109H95V111H94ZM159 109V111H157L156 112V110H158ZM210 109H207L208 111H210ZM215 109V108H214ZM224 109H226V108H224ZM36 110H37V112H36ZM41 110H40V112H39V115H37V117H36V119H35V121L37 120V119H39V122H38V120H37V124H41V122L43 121L44 123H46L47 122V120L43 117V118H41L42 116L40 115L41 114ZM92 110V111H91ZM116 110H117V112H116ZM229 110H230V108H229ZM118 111H120L119 113L120 114H118ZM167 111V112H166ZM171 111H173V112H171ZM196 111H198V113H196ZM207 111V112H208ZM226 111V110H225ZM237 111H239V109L237 110ZM193 112H194V114H193ZM205 112V109H204V111L202 112V113H204ZM211 112V111H210ZM212 112L209 114L208 113V115H209V117H213V115H211L212 114ZM227 112H228V110H227ZM230 112V111H229ZM234 112H235V110H234ZM61 113V112H60ZM116 113V114H115ZM139 113V114H138ZM165 115H164V114ZM223 113V117H225V115L227 116V118L228 117H230L231 115H232V113H231V115L229 116V114L230 113H228V115L225 113V115H224V111L222 112ZM236 113V112H235ZM235 113H233V116L232 117H234V114ZM238 113V112H237ZM247 112H245V115H248V113L246 114ZM16 114V113H15ZM14 113H13V115H15ZM54 114H52V116H54ZM111 114V115H110ZM113 114L115 115V116H113ZM124 114V115H123ZM137 114V115H136ZM143 114V115H142ZM159 114V115H158ZM167 114H168V116H167ZM174 114V115H173ZM198 115V116H196V115ZM206 114V113H205ZM214 114H216V109H215V111H214ZM239 114V113H238ZM244 114V113H243ZM242 114V115H243ZM121 115V116H120ZM152 115V116H151ZM187 115H189V117H185V116H187ZM241 114H239V117L240 118H238L236 115H235V117L238 119H234L236 122L238 121L239 122V120L241 119V121H242V118L244 117L245 119H246V117H245V115L244 116H242ZM94 116V115H93ZM117 116V117H116ZM131 116V115H130ZM132 116V117H133ZM153 116H156V118L155 117H153ZM163 116V117H162ZM191 116V117H190ZM202 116H204L203 114H202ZM215 116V115H214ZM249 116V115H248ZM109 117H110V119H109ZM111 117H113V118H111ZM197 117L199 118V119H197ZM242 117V118H241ZM51 118V117H50ZM54 118V117H53ZM151 118H153V120L151 119ZM183 120H182V119ZM194 118V119H193ZM211 118L209 119V121L211 120ZM231 118V117H230ZM46 120V122L44 121V120ZM80 119H82V118H80ZM93 119H96V120H94V121H92ZM148 119V120H147ZM172 119V120H171ZM191 119L192 120H198V121H193V123L192 122H190L191 121ZM208 119H207V121H208ZM213 119V118H212ZM215 119V118H214ZM225 119H226V117H225ZM250 118H248L247 120H249ZM175 120H177V121H175ZM181 120V121H180ZM184 120H185V123H184ZM233 120V119H232ZM232 120H230V121H232ZM232 121V123L233 122H235V121ZM251 120V119H250ZM60 121V120H59ZM59 121H56V120H54L53 122H51L52 123V125L51 124H47V126L45 125V127H43L44 128V130L43 131H46L47 130V127L48 128H53V127H58V128H56L55 130H57V133H54L53 135H51V137L49 138V143H50V145H49V143H48V150L50 149L49 147H51L52 149V151L55 153V152H59L60 153V155L57 157V158H55V157H53L54 159H56V160H58V161H61V159L62 158H60V157H63L62 155H66V154H62V153H65L64 151H62V150H60L59 149V146L63 143V146H65V145H67L66 143H64L65 141H67L70 137L68 136V134L63 130V129H61V127L60 126H58V125H60L59 123ZM103 121V122H102ZM133 123H132V122ZM153 121V122H152ZM157 121V122H156ZM168 121H170V122H172V123H170V122H168ZM186 121H189L190 123H188V122H186ZM204 121H206L205 119L203 120V122ZM208 121V122H209ZM212 121V120H211ZM42 122V126H44V123ZM57 122V123H56ZM59 122V123H58ZM93 122V123H92ZM94 122H96V123H94ZM98 122V123H97ZM99 122H101L100 124H99ZM108 122V123H107ZM132 124H131V123ZM152 122V123H151ZM180 124H179V123ZM194 122H195V124H194ZM207 122V123H208ZM213 122V121H212ZM211 122V123H212ZM215 122V121H214ZM213 122V125L212 124H210L212 127L214 126L215 127V123ZM249 122V121H248ZM252 122V121H251ZM251 122H249V123H247V124H249L250 125V127H251V125L253 124V122H252V124H251ZM103 123V124H102ZM155 123V124H154ZM177 123V124H176ZM186 123H188L187 124V126H185L186 125ZM197 123V124H196ZM210 123V122H209ZM231 123V124H232ZM161 124V125H160ZM183 124V125H182ZM206 124V123H205ZM236 123H234L233 125H235ZM247 124H246V127H247ZM91 127H89V126ZM94 127H93V126ZM148 125H149V127H148ZM152 125H153V127H155V128H150V127H152ZM159 127H158V126ZM209 125V126H210ZM88 126V128L91 130V131H89V129H87L86 127ZM111 126V127H110ZM134 126V127H133ZM171 126H172V132H170L171 131ZM174 126H176V128L179 126L180 128H177V129H175L174 128ZM199 126V125H198ZM210 126V127H211ZM253 126H254V124H253ZM84 127V128H83ZM101 127V128H100ZM186 128V129H184V128ZM232 127H234V126H232ZM232 127H231V130H233L232 129ZM245 127V128H246ZM260 127H262V129L260 128ZM259 127V129H260V131L261 132H259V129L258 128H256L255 129V131H254V128L252 127V129L250 130V131H248L247 132V135L248 134H250L249 132H252L250 135H251V137L252 136H254V137H252L253 139H254V141H255V139H259V141H260V144H259V146L260 145H262V144H264L263 142H264V132H263V130H264V127L263 126H260ZM42 128V129H43ZM93 128V129H92ZM100 128V129H99ZM138 128V129H137ZM159 128V129H158ZM164 128H165V130H164ZM168 128H170V130L168 129ZM181 128H183V129H181ZM235 128V127H234ZM237 128V127H236ZM235 128V130H237ZM248 128H249V126H248ZM60 129V130H59ZM87 129V130H86ZM95 129V130H94ZM114 129V130H113ZM141 129V130H140ZM166 129H168V130H166ZM178 129H179V131H178ZM196 129H197V131H196ZM243 129V128H242ZM241 129V131L242 132H240V130L238 129V133L237 134H239V133H243L242 135L241 134H239L241 137H244L245 135H246V133H244V131L246 130V129H244V130H242ZM48 130H50V129H48ZM59 130V131H58ZM95 131V132H93V131ZM145 130V131H146ZM162 130H164V131H162ZM231 130L229 131L230 133H231ZM249 130V129H248ZM257 130V131H256ZM106 131V132H105ZM167 131V134L168 135H170L169 137H166V132ZM209 131V130H208ZM234 131V130H233ZM247 131V130H246ZM61 132V133H60ZM86 134L87 133V135H85V136H82V135H84V133ZM92 132V133H91ZM97 132V134H95ZM124 132V133H123ZM154 131H152V133H153ZM188 132V131H187ZM186 132V133H187ZM228 132V133H229ZM235 132V131H234ZM253 132H256L254 135H253ZM258 132L260 133V135L262 136H257L256 134H258ZM263 132V133H262ZM60 133V134H59ZM63 133H65V134H63ZM83 133V134H82ZM94 133V134H93ZM109 135H108V134ZM116 133H118V134H116ZM165 133V134H164ZM227 133V134H228ZM236 133H233V135H235ZM122 134V135H121ZM154 135H156L155 134V132L153 133ZM152 134V138H151V141H153L154 140V135ZM232 134V133H231ZM245 134V135H244ZM263 134V135H262ZM79 135V136H80ZM107 135V136H106ZM117 135V136H116ZM167 135V136H168ZM255 135H256V137H255ZM55 138H54V137ZM181 136H184V135H180L179 136V138H182ZM231 137H232V135H230ZM59 137V138H58ZM68 137V138H67ZM174 137H176V136H174V134H173V137L172 138H170V140L171 139H173ZM231 137H229V138H231ZM234 138H235V136H233ZM251 137H249L250 139H248V136L245 138L246 140L248 139V142L247 141H244L243 140V142L242 143H240L241 145H240V147H241V152L244 154V156H245V154H248L247 156H250L249 157V159H247V161H249L250 162V165H252L253 167V170H252V168H250L251 169V171L253 172V175L255 174L256 175V173H258V175L259 176H257V177H255V178H258V180L260 181H258L257 180V183H260L261 185L262 184H264V175L262 174L263 172H264V154H262V153H264V146L262 147V146H255V147H259V148H261L262 150H260L259 148H258V150L254 147V149H256L257 150V152L253 149V151H252V153H253V155H250V153H251V150H250V148H252V145H254L253 143H252V145H251V141H252V139H251ZM61 138H62V140H61ZM79 138V139H80ZM95 138V137H94ZM97 138V137H96ZM98 138V139H99ZM236 138H238L237 140H239L240 138L238 137V135L236 136ZM235 138V139H236ZM111 139H112V137H111ZM163 139V138H162ZM232 139V138H231ZM230 139V140H231ZM241 139H243V138H241ZM226 140V139H225ZM234 140V139H233ZM251 140V141H250ZM56 141H57V143H56ZM62 141H64V142H62ZM121 141V142H122ZM160 141V140H159ZM158 141V142H159ZM227 141H228V137H227ZM232 141V140H231ZM239 141H242V140H239ZM249 141H250V143H249ZM258 141V140H257ZM62 142V143H61ZM156 140H154V142H153V145H154V143L156 144ZM157 142V143H158ZM233 142L234 141H232V145H233ZM61 143V144H60ZM67 143H68V141H67ZM79 143H81V141H79L78 142V145H79ZM228 143V142H227ZM231 143V142H230ZM229 143V144H230ZM246 143H247V145H246ZM259 143V142H258ZM237 144H239V143H237ZM243 144V145H242ZM42 145H44V146H46L47 145V142L46 143H44V144H42ZM41 145V146H42ZM152 145V144H151ZM247 147H245V146ZM250 145H251V147H250ZM55 146H58V148H55ZM231 146V145H230ZM237 146V145H236ZM239 146V145H238ZM244 146V147H243ZM62 147V145L60 146V148ZM67 147V146H66ZM234 147V146H233ZM63 148H65V147H63ZM80 147L78 146V149H79ZM232 148V147H231ZM235 148V147H234ZM233 148V149H234ZM244 148V149H243ZM62 149V148H61ZM81 149V148H80ZM229 149H230V147H229ZM62 151V153L60 152V151ZM260 150V151H259ZM51 151V152H52ZM231 151V150H230ZM234 151V150H233ZM236 151L237 152H239L238 151V149L236 148ZM76 154H79V152L80 151H78V152H76V149H75V151H74ZM245 152V153H244ZM254 152H256V153H254ZM261 152V153H260ZM240 153V152H239ZM238 153V154H239ZM251 153V154H252ZM75 154V155H76ZM233 154H235L234 152H233ZM232 154V155H233ZM241 154V153H240ZM239 154V155H240ZM55 155H56V153H55ZM237 155V154H236ZM84 156H87V157H85L84 158V160L82 159ZM82 155L81 156V160H83L82 162H83V164L86 162V160L88 159V154L86 155ZM230 156H231V154L229 155V157H227L226 159H230ZM234 156V155H233ZM238 156V155H237ZM257 156H260L258 159H257ZM1 157H3V154L0 152V197H2L1 199H2V202L0 203V214H1V217H0V229H4L5 231V235L6 236H10L11 238H8L9 240H11V239H13V243H9L10 241L7 239V237L5 238V239H7V241H8V243L13 247V245H14V247H18V252H21V254H18V256H22V254L24 255V253H27V252H24V253H22L24 250L25 251H28V249L30 250V248H28L29 246H31V250H34V255L33 256H31V258L33 259L32 260V262H33V264L35 263L34 262V259L36 260V258H35V249L37 248L38 249V252L40 251L39 249H40V246L39 245H42V248L44 247L43 245H44V243H45V245H46V243L48 244V242L49 243H51V242H53L55 239H58V235L55 233L57 230H53L54 228H52V230L54 231V232H52V231H50L51 233V237L50 236H48V235H46V234H48L49 232H46V228L48 229V227H47V219H49V217L47 218L46 217V221L43 219L42 221L44 222H46V223H43L44 224V226H45V228L43 227V224H42V221H41V223H39L38 225H40V226H42L43 228H44V230L43 229H41V230H38L39 228H40V226L38 227V225H37V229H34L35 231L33 232V230H31L30 228V231H32L30 234L31 235H29V236H31V237H29V242H28V240H23V238H22V235L21 234H23V233H25V231L28 229V227L29 226H27L28 224H30L29 223V221H28V219H27V217L25 218V215H26V211L23 213V212H21V214H20V211H19V209H20V206H19V208L18 207H16L15 208V206L14 207H11L12 206V201H14L15 199L17 200L18 198H14V196H13V199H12V195H14V192H13V190L12 189H7V185H8V183L9 182H11V180H15V182H18V183H22L21 184V187H19V188H21L20 190H21V193L20 194H22L23 195V193L25 192V190H26V192L24 193V195H23V197L25 196V194L27 193V191H30V196L31 197H29L30 199H29V201L28 202H25V200H23L24 202H25V204L26 203H29L30 201L31 202H33V200L35 199L36 200V206H34L35 208H37L38 207V210H40L41 211V209L42 210H44V206H45V197L43 198L42 197V194L44 195V193H42L43 191H40L41 189L37 186V185H35V184H37V183H33L32 185H28L29 184V181H28V179H26V178H23V176L21 177H15L13 174H12V170H10L11 168H9L8 167V165H7V163H4L5 161L3 160V158H1ZM243 157V156H242ZM252 157H255L256 159H254V158H252ZM64 158H66L65 156H64ZM232 158H235V157H232ZM237 158H239V157H236V159ZM246 158V157H245ZM245 158H244V161H245ZM230 160H232V159H230ZM229 160V161H230ZM241 160H242V158H241ZM256 160H258V161H256ZM62 161H63V159H62ZM64 161H65V159H64ZM63 161V162H64ZM246 161V162H247ZM81 162V161H80ZM82 162H81V164L80 163H77V164H80L81 166H83V164H82ZM232 162H235V161H232ZM245 162V163H246ZM249 162H247V164L249 163ZM260 162V164H256V163H259ZM4 163V164H3ZM92 163V162H91ZM246 164V165H247ZM257 166L256 168H255V166ZM262 164V165H261ZM79 165V166H80ZM10 166V165H9ZM77 166V165H76ZM87 166H88V164H87ZM249 166V165H248ZM262 166V167H261ZM251 167V166H250ZM261 167V169H257V168H260ZM77 168H78V166H77ZM76 168V169H77ZM246 169H247V167H245ZM263 169V170H262ZM256 170V171H255ZM261 170V171H260ZM250 171V172H251ZM254 171H255V173H254ZM251 172V173H252ZM13 175V176H12ZM163 179V180H162ZM161 180L164 182L165 180H164V178H161ZM260 184H258V185H260ZM4 185H5V187H6V189H4ZM28 186V188H27V186ZM174 186H172V187H174L173 189H176V192L178 193V194H180V193H182V187L181 186H179L181 189L179 190V188L177 187L179 184H173ZM176 185V186H175ZM260 185V186H261ZM34 187V188H33ZM236 187H238V186H236ZM235 187V189L234 190H236V189H239V188H236ZM264 187V186H263ZM36 188V189H35ZM2 189V190H1ZM16 189H18V187L16 188ZM35 189V190H34ZM40 189V190H39ZM170 189V188H169ZM261 189V188H260ZM5 190H6V192H5ZM233 190V193L235 192L236 193V191H234ZM262 193L264 192V189L262 188ZM15 191H17V190H15ZM34 193H36V194H38V195H33V192ZM38 191V192H37ZM77 191V190H76ZM178 191H180V193L178 192ZM18 193H17V195H19V190L17 191ZM23 192V193H22ZM238 192H239V190H238ZM241 192H243V191H241ZM4 193V194H3ZM244 193V192H243ZM247 193V192H246ZM27 194H29V192L27 193ZM41 196H40V195ZM258 194V193H257ZM17 195H15V197L17 196ZM235 194H233V196H234ZM238 195V198H242L243 196H242V194H240V197H239V194H237ZM246 195V194H245ZM26 196H29V195H26ZM34 196H36V197H38V196H40L39 198H41V199H36ZM242 196V197H241ZM256 196V195H255ZM258 196H261V195H259L258 194ZM235 197V196H234ZM233 197V198H234ZM237 197V196H236ZM254 197V196H253ZM262 197H263V195H262ZM20 198V197H19ZM245 198V197H244ZM247 198V199H246ZM245 199H243V200H245V201H247V200H249V198H251V197H246ZM261 202L264 200L263 198H259V197H257ZM6 199V200H5ZM21 199H22V196H21ZM204 199H205V197H204ZM203 199V200H204ZM242 199H240L241 201H242ZM262 199V200H261ZM41 200V201H40ZM44 200V201H43ZM205 200H207V198L205 199ZM204 200V201H205ZM237 200L238 199H236V202H237ZM254 200V199H253ZM253 200H252V202H253ZM257 200V199H256ZM258 200V201H259ZM1 201V200H0ZM19 201V200H18ZM18 201H17V203L16 204H18ZM38 201V202H37ZM203 201V202H204ZM257 201V202H258ZM22 202V201H21ZM24 202H22V205H23V203ZM40 202V203H39ZM207 202H208V200H207ZM238 202H239V200H238ZM243 202V204H240V208L239 209H237V211L238 210H240V211H243L245 214H243V213H241V212H239V214L241 213L242 214V217L241 218H243L242 220L244 221V224H247V223H249V224H247V225H252L254 222H255V219L257 218V214L259 213L258 211L256 212L255 210V208H257V206L253 209L252 208V204H254L255 202H253L252 204H251V200H250V203H249V209L247 208V206H245V205H247V204H245L244 203V201H242ZM209 206H211V207H209V209L211 208V210H213L212 211V213H214L213 215H214V218H213V222L212 223H214V224H216L217 223V225L219 224V220L221 221L220 222V227H216V228H214V226H216V225H214V224H212L211 226L209 225L208 227H207V229H205L204 230V232L205 233H203V231L201 230V232H200V230L198 231L199 233H198V236H195V235H197L195 232V235H193V237L194 238H199V240L200 239H206L205 237H203V236H205L208 232L210 233H212V234H210L211 235V237H208V235H206V237H208L209 239H212L213 237H214V239H219V241H221L220 240V238H227V240H226V243H225V240H223L222 239V241H221V244H222V246H221V244H218L217 243V240L215 241V243L216 244H218V245H220L221 247H228V250L229 251H226V253H227V256L228 257H232L233 256V258H234V260H233V262L234 263H236V264H241V258H242V254L240 253L241 251H240V249L237 247V243H238V241H237V239H236V237H237V232H239L238 230L240 229L239 228V226L237 225H234V224H232L231 223V221H230V219L229 218H226V216L223 214V212H221V211H218L217 209H216V207H215V204L213 203V199H209ZM263 203H264V201H263ZM261 204V205H264V204ZM11 204V205H10ZM34 204V202L32 203V205ZM238 204V203H237ZM258 204H260V203H258ZM18 205H20V204H18ZM17 205V206H18ZM28 205H30V203L28 204ZM31 205V206H32ZM37 205H40V207L39 206H37ZM239 205V204H238ZM260 205V206H261ZM10 206V207H9ZM23 206H25V205H23ZM22 206V207H23ZM43 206V207H42ZM21 207V208H22ZM191 207H196V206H192V205H189L188 207H187V211L189 212L190 211V208ZM245 207V208H244ZM13 210H12V209ZM14 208H15V210H14ZM27 208V207H26ZM40 208V209H39ZM45 208H46V206H45ZM193 208H191L192 210H193ZM30 209V208H29ZM28 209V210H29ZM195 209V208H194ZM196 209L198 210V207H196ZM195 209V210H196ZM242 209V210H241ZM261 209H263L264 210V207H262ZM260 209V210H261ZM21 210V209H20ZM23 210H26L25 208L23 209ZM32 209H30V211H31ZM135 210V211H134ZM191 210V211H192ZM195 210H193L191 213L193 214V212H195ZM257 210H259V207H258V209ZM40 211H39V213H40ZM132 211H134V213L133 214H136L137 215V213L138 212H140V213H138V215L139 216H141V215H144L145 213L147 214V212H145L144 213V210H139V209H132ZM138 211V212H137ZM29 212V211H28ZM31 212H33V210L31 211ZM35 212H37V211H35ZM42 212V211H41ZM143 214H142V213ZM254 214V213H256V214H252V213ZM38 213V212H37ZM164 213H165V217H164ZM163 213V215L161 214V216H160V218H161V220H163V222L165 221H167V220H169L170 219V217H171V215H169L170 214V212H169V214L167 213V212H164ZM200 213V212H199ZM198 211H197V214H196V212L194 213V215H195V217H193V216H191V214L189 215V214H186V213H184V214H182V215H177V217L178 216H181L182 218L184 217V216H187V218L188 217H190V218H188L189 220H193V218H196L197 216H199L198 214ZM249 213H250V215H249ZM28 214H30V213H28ZM28 214H27V216H28ZM33 214H34V212H33ZM43 214V213H42ZM145 214V215H146ZM157 213H155V216H154V218L156 217V218H158L159 216L158 215H156ZM22 215H24L23 217H24V220H22L21 218H23V217H21ZM31 215H32V213H31ZM30 215V216H31ZM40 215V214H39ZM167 215V216H166ZM12 216H14V217H12ZM29 216V217H30ZM36 216H37V214H36ZM169 216V217H168ZM250 216V217H249ZM254 216H255V218H254ZM8 217V218H7ZM132 217V216H131ZM168 217V218H167ZM181 217H179V219L181 218ZM254 218V220H253V218ZM262 217V216H261ZM7 218V219H6ZM14 218V219H13ZM19 218V219H18ZM163 218V219H162ZM167 218V219H166ZM185 218V217H184ZM262 218H263V220H262ZM262 218H257V220H256V223H257V221L259 220V226L260 227H263L264 225H261V224H264V216L262 217ZM25 219L27 220V221H25ZM129 218H127V220H128ZM166 219V220H165ZM172 219H175L174 221H177L176 219H178V218H172L171 217V221L169 220V221H167V223H165L164 222V224L162 225V226H164V227H166V229H168V228H170V225H172V224H174L173 222V220ZM187 219V220H188ZM216 219H217V221H216ZM219 219V220H218ZM261 219V220H260ZM18 220V221H17ZM21 220V221H20ZM50 220V219H49ZM161 220H159V221H161ZM183 219H181V221H182ZM184 220H186V219H184ZM214 220H215V222H214ZM25 221V222H24ZM31 221L33 222V219L31 218ZM30 221V222H31ZM223 221V222H222ZM12 222V223H11ZM23 223L24 224V226L21 224V223ZM50 222V221H49ZM126 222V221H125ZM162 222V221H161ZM162 222V223H163ZM170 222V223H169ZM177 222H179L180 223V221L178 220ZM210 222V223H211ZM25 223H26V225H25ZM160 223V222H159ZM172 223V224H171ZM182 223V222H181ZM53 224V222H51V224H49L48 223V226L50 225H52ZM122 224H124V225H126V223H122ZM161 224V223H160ZM167 224H170V225H168V227L166 226ZM176 222H175V224L173 225L174 226V228L172 227V229H170V230H176V229H178V228H176L177 226H179L178 224H177V226H176ZM183 224H184V222H183ZM223 224V225H222ZM182 225V224H181ZM181 225H180V229H181ZM25 226H26V229H25ZM128 226V225H127ZM127 226H125L126 228H127ZM41 227V228H42ZM182 227H183V225H182ZM213 227V229L211 230V228ZM50 228V227H49ZM218 228H221V230H219ZM223 228V229H222ZM264 228V227H263ZM24 231H23V230ZM214 229H216L217 231H218V233H216L215 232V230ZM238 229V230H237ZM1 230V231H2ZM6 230L9 232H6ZM18 230V231H17ZM49 230H51V228L49 229ZM58 230H60L59 228H58ZM169 230V229H168ZM48 231V230H47ZM220 231V232H219ZM27 232H29V231H27ZM46 232V233H45ZM191 232H193V231H191ZM213 232H214V234H213ZM224 232H226L227 234H229V232H230V234H232V235H234V233H235V236H232V235H230L229 234V238H228V236H227V234H225ZM232 232V233H231ZM240 232H241V230H240ZM58 233H59V231H58ZM194 233H192V234H194ZM221 234V236H220V234ZM1 234V233H0ZM3 234V233H2ZM1 234V235H2ZM14 234V235H13ZM57 235V238H55V235ZM199 234H201L200 236H199ZM202 234H204V235H202ZM217 234H219L218 236H217ZM225 234V235H224ZM237 234V235H236ZM5 235H3V236H5ZM46 235V236H45ZM8 236V237H9ZM217 238H216V237ZM54 239H53V238ZM120 237H122V236H120ZM119 237V240L121 239ZM125 237V236H124ZM124 237H122V239L120 240V242L122 243V242H125L126 240H128V239H125ZM235 237V238H234ZM44 238V239H43ZM23 240V241H22ZM122 240H124V241H122ZM208 240V239H207ZM204 241V240H203ZM12 242V241H11ZM16 242V243H15ZM28 242V243H27ZM37 242V243H36ZM55 242V241H54ZM222 242H224V243H222ZM202 243V242H201ZM56 244V243H55ZM55 244H51L52 245V248H53V246L55 245ZM224 244H225V246H224ZM226 244H228V245H226ZM237 244V245H236ZM8 245V244H7ZM15 245H17V246H15ZM49 245V244H48ZM48 245H47V247H48ZM20 246V247H19ZM22 246V247H21ZM27 246V248H24V247H26ZM38 246V247H37ZM59 246V245H58ZM57 246V247H58ZM123 246V245H122ZM122 246H120V248L119 249H121L122 248ZM230 246V247H229ZM33 247V248H32ZM46 247V248H47ZM226 247V248H227ZM10 248V247H9ZM19 248L21 249V251H19ZM45 248V251L47 250ZM49 248V247H48ZM55 248H56V246H55ZM229 248H231V250L229 249ZM22 249H24V250H22ZM60 249H62V248H60ZM60 249H59V251H60ZM13 250H14V248H13ZM43 250H44V248H43ZM42 250V251H43ZM53 251V249H50V253ZM57 250V249H56ZM63 250V249H62ZM69 250V251H68ZM67 251H68V257H66V256H64V260L66 261L65 263H64V261L62 262V264H72L73 262H72V259L73 260H75L73 257L74 256H76L75 254L76 253H78L77 252V250H74L73 252H71V250L72 249H68ZM108 250V249H107ZM106 250V251H107ZM226 250V249H225ZM240 252H239V251ZM14 251H16V250H14ZM42 251L40 252V254L42 253ZM59 251H58V253H59ZM76 251V252H75ZM232 252V254H230V253H228V252ZM31 252V251H30ZM29 251H28V253L29 254H31ZM65 252V251H64ZM238 252L240 253V255L241 256H239V254H238ZM27 253V254H28ZM46 253V252H45ZM49 253V252H48ZM122 252H120L119 253V250H118V254H120L119 256L120 257H123V259H125L126 258V255H123V254H121ZM36 254H37V252H36ZM47 254V253H46ZM52 255H54V256H52V257H56V260H57V257L58 256H56V254H54V251H53V253H51ZM125 254V253H124ZM231 256H230V255ZM235 254V255H234ZM50 255V254H49ZM48 255V256H49ZM58 255V254H57ZM61 255H62V253H61ZM39 256H41V255H39V253H38V257ZM59 256H60V254H59ZM73 256V257H72ZM238 256V257H237ZM42 257V256H41ZM77 257V256H76ZM50 258V257H49ZM67 258V259H66ZM69 258V259H68ZM38 259V258H37ZM43 259H47L46 260V262H45V260H44V262L46 263V264H48V262H50L49 264H51L52 262L51 261H53V264L54 263H56L55 262V259L53 260L52 258H50V259H52L51 261H48V260H50V259H48L47 257H46V255L45 256H43ZM42 259V260H43ZM61 259V256L59 257V259L58 260H60ZM236 259V260H235ZM39 260V259H38ZM37 260V261H38ZM239 260H240V262H239ZM62 261V260H61ZM237 261H238V263H237ZM42 262V261H41ZM232 262V264H234ZM59 263H60V261H59ZM75 263V262H74ZM73 263V264H74ZM1 264V263H0ZM56 264H58V263H56Z\"/></svg>","mask_w":264,"mask_h":264}]
</instances>
